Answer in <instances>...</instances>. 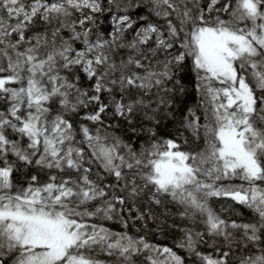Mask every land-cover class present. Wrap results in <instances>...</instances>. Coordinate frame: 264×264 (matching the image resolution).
<instances>
[{
  "label": "snow or ice",
  "instance_id": "6c2138e0",
  "mask_svg": "<svg viewBox=\"0 0 264 264\" xmlns=\"http://www.w3.org/2000/svg\"><path fill=\"white\" fill-rule=\"evenodd\" d=\"M0 264H264V0H0Z\"/></svg>",
  "mask_w": 264,
  "mask_h": 264
}]
</instances>
